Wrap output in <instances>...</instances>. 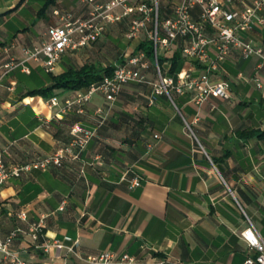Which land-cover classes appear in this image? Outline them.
I'll return each instance as SVG.
<instances>
[{"label": "crops", "instance_id": "obj_1", "mask_svg": "<svg viewBox=\"0 0 264 264\" xmlns=\"http://www.w3.org/2000/svg\"><path fill=\"white\" fill-rule=\"evenodd\" d=\"M46 2L0 0V66L14 58L30 70L18 66L0 81L2 160L12 166L55 152L71 141L77 121L95 128V134L78 158L23 171L0 184V234L42 221L47 237L74 245L75 252L67 247L44 251L30 235L21 234L12 247L33 263L88 264L87 255L111 250L128 252L144 264L153 258L163 259L162 264H241L250 253L240 236L247 216L264 239L260 57H244L234 49L220 64L215 77L230 81L228 98L209 96L197 104L190 91H172V98L160 94L150 102L151 82L158 78L152 64L144 81L125 83L112 103L96 92L80 111L78 103L67 107L65 101L86 88H59L53 94L59 103L50 107L51 96L30 91L49 85L52 74L88 62L125 63L149 40L143 32L134 39L125 36L126 16L108 24L97 41L68 49L49 71L44 57L31 58L28 50L48 39L50 28L61 23L60 15L86 18L92 4L53 0L44 8ZM242 35L264 46V25ZM124 42L130 43L125 49ZM186 43L179 38L176 48L164 54L180 51V69L170 73L171 61L165 60L162 74L201 71L182 54ZM99 106L106 111L103 122L95 113ZM136 177L141 183L132 186Z\"/></svg>", "mask_w": 264, "mask_h": 264}, {"label": "built area", "instance_id": "obj_2", "mask_svg": "<svg viewBox=\"0 0 264 264\" xmlns=\"http://www.w3.org/2000/svg\"><path fill=\"white\" fill-rule=\"evenodd\" d=\"M86 1L92 4L88 17L72 18L70 13L60 15L61 23L50 28L47 40L28 50L29 57L43 56L46 69L52 71L68 49H77L97 41L108 24L121 21L126 16L130 17V23L125 36L134 39L144 32L152 42L153 57H149L145 49H139L125 63L116 64L112 75H105L102 80L78 91L74 98L67 99V107L78 103L79 110L83 111L85 104L96 92H101L108 102H114L125 83L144 81L147 69L152 64L158 72V78L151 82L150 102L160 94L171 97L172 91H190L191 99L197 104L209 96H230V81L215 76H219L220 64L232 50H239L244 57L258 55L260 62L257 68H264V46L254 44L242 35L255 26L264 25V0H167L164 6L162 0ZM55 13L60 14L59 10H55ZM179 38L187 41L181 48L182 54L201 66L199 73L187 70L176 77L162 74L159 55L172 52ZM18 66L30 71L24 60L13 58L0 66V81L5 73ZM238 75L243 76L241 72ZM255 79L261 86L258 78ZM58 103L59 97L56 95L47 99L50 107ZM95 113L100 115V122L106 118V111L101 106L96 108ZM71 134L72 139L67 145L23 164L6 166L0 154V184L10 176H19L23 171L45 169L50 164L61 165L67 157L78 158L94 136L95 128L86 127L81 121H77L71 126ZM155 137H159V134L156 133ZM140 183V179L136 177L131 185L138 186ZM20 216L24 217L25 213L21 212ZM247 221L240 236L247 242L250 253L241 264H264V239L249 216ZM249 231L256 237L258 244L248 242L245 233ZM21 234L30 235L36 247L44 251H49L52 247H67L68 251L75 252L73 244L67 246L58 238L47 237L43 233V222L40 221L32 223L28 229L17 226L6 236L0 234V264H52L33 263L21 256L12 247L14 240ZM76 254L81 257L78 252ZM83 259L88 264H144L128 252L111 250L92 253ZM162 263L163 259L153 258L152 262L145 264Z\"/></svg>", "mask_w": 264, "mask_h": 264}, {"label": "trees", "instance_id": "obj_3", "mask_svg": "<svg viewBox=\"0 0 264 264\" xmlns=\"http://www.w3.org/2000/svg\"><path fill=\"white\" fill-rule=\"evenodd\" d=\"M53 0H47L44 8L51 4ZM141 47L146 50L149 57H153V45L151 41H143ZM165 60L171 61L170 73H175L180 69L182 64V57L180 51H175L171 57L165 56L164 54L159 55V62L162 64ZM115 66L110 65H98L92 62L84 63L80 67H69L64 72L59 74H52V82L40 88H36L30 93L40 94L43 97H50L55 93V89L65 90H79L88 88L92 83L98 82L104 78L105 75H112Z\"/></svg>", "mask_w": 264, "mask_h": 264}, {"label": "clouds", "instance_id": "obj_4", "mask_svg": "<svg viewBox=\"0 0 264 264\" xmlns=\"http://www.w3.org/2000/svg\"><path fill=\"white\" fill-rule=\"evenodd\" d=\"M245 236H246V238H247L249 243H251L253 245L258 244V241H257L256 237L253 235V233L251 231L246 232Z\"/></svg>", "mask_w": 264, "mask_h": 264}, {"label": "rangeland", "instance_id": "obj_5", "mask_svg": "<svg viewBox=\"0 0 264 264\" xmlns=\"http://www.w3.org/2000/svg\"><path fill=\"white\" fill-rule=\"evenodd\" d=\"M143 35L145 36L146 34L143 32ZM129 44V42H124V45H122V47L125 49Z\"/></svg>", "mask_w": 264, "mask_h": 264}]
</instances>
